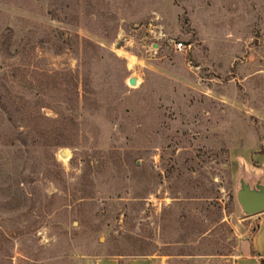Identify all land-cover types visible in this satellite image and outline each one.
<instances>
[{"label": "rangeland", "instance_id": "rangeland-1", "mask_svg": "<svg viewBox=\"0 0 264 264\" xmlns=\"http://www.w3.org/2000/svg\"><path fill=\"white\" fill-rule=\"evenodd\" d=\"M243 186L264 0H0V264H233Z\"/></svg>", "mask_w": 264, "mask_h": 264}, {"label": "crops", "instance_id": "crops-1", "mask_svg": "<svg viewBox=\"0 0 264 264\" xmlns=\"http://www.w3.org/2000/svg\"><path fill=\"white\" fill-rule=\"evenodd\" d=\"M256 217V228L250 236L249 245L244 252L235 255L233 264H261L260 259L264 260V210L259 211ZM109 262H118V259L112 258Z\"/></svg>", "mask_w": 264, "mask_h": 264}, {"label": "water", "instance_id": "water-1", "mask_svg": "<svg viewBox=\"0 0 264 264\" xmlns=\"http://www.w3.org/2000/svg\"><path fill=\"white\" fill-rule=\"evenodd\" d=\"M130 84H135L137 78L130 76ZM237 200L246 212H256L264 210V192L258 191L248 186H243L237 191Z\"/></svg>", "mask_w": 264, "mask_h": 264}, {"label": "built area", "instance_id": "built-area-1", "mask_svg": "<svg viewBox=\"0 0 264 264\" xmlns=\"http://www.w3.org/2000/svg\"><path fill=\"white\" fill-rule=\"evenodd\" d=\"M184 46H185V44L182 40H177L174 42V47L176 49H182Z\"/></svg>", "mask_w": 264, "mask_h": 264}, {"label": "trees", "instance_id": "trees-1", "mask_svg": "<svg viewBox=\"0 0 264 264\" xmlns=\"http://www.w3.org/2000/svg\"><path fill=\"white\" fill-rule=\"evenodd\" d=\"M254 251V250H253ZM260 262H261V264H264V260L261 258L260 259Z\"/></svg>", "mask_w": 264, "mask_h": 264}]
</instances>
